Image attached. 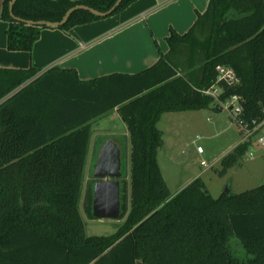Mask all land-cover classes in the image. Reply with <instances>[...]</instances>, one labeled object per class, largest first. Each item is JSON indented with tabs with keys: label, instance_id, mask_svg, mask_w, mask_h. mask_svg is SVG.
<instances>
[{
	"label": "trees",
	"instance_id": "trees-1",
	"mask_svg": "<svg viewBox=\"0 0 264 264\" xmlns=\"http://www.w3.org/2000/svg\"><path fill=\"white\" fill-rule=\"evenodd\" d=\"M10 1L1 13L7 47L31 51L43 27L13 17ZM115 1L17 0L13 12L59 21L74 5L105 11ZM133 1L123 0L112 14ZM100 18L78 10L60 28ZM167 42L168 51L136 73L82 79L72 67L41 74L34 66L0 67V264H264V184L214 197L197 177L172 194L158 164L157 125L164 111L204 108L233 95L241 98L237 118L264 117V0H209L188 30H172ZM217 65L232 68L239 84L218 81ZM213 85L219 94L202 91ZM114 110L130 135L131 178L121 180L119 217L126 220L115 235L92 236L80 201L93 123ZM249 146L241 142L224 155L219 173ZM95 181L86 191L91 218Z\"/></svg>",
	"mask_w": 264,
	"mask_h": 264
},
{
	"label": "crops",
	"instance_id": "crops-1",
	"mask_svg": "<svg viewBox=\"0 0 264 264\" xmlns=\"http://www.w3.org/2000/svg\"><path fill=\"white\" fill-rule=\"evenodd\" d=\"M207 2L209 0H135L117 13L69 30L43 27L33 49L27 51L8 49V21L1 17L4 0H0V67L34 66L40 70L39 74L53 66L72 67L82 79L114 72L136 73L156 63L160 52L169 49L167 37L171 31L186 32L198 12L206 10ZM109 115L120 114L114 110ZM124 134L126 141H130L127 125ZM100 136L93 129L88 156L96 155L102 147ZM242 138L234 148L243 142Z\"/></svg>",
	"mask_w": 264,
	"mask_h": 264
},
{
	"label": "rangeland",
	"instance_id": "rangeland-1",
	"mask_svg": "<svg viewBox=\"0 0 264 264\" xmlns=\"http://www.w3.org/2000/svg\"><path fill=\"white\" fill-rule=\"evenodd\" d=\"M234 112L235 108L231 110L228 102L219 103L217 99L204 108L162 112L157 123L163 136L162 146L158 150V164L172 194L179 192L197 177L204 180L214 197L220 196L227 188L234 193H241L264 184V146L257 142L251 144L227 172L219 173L222 157L233 151L235 143L242 138L241 128L233 119ZM93 127L95 134L104 135L100 136L102 145L105 140L113 138L122 146L121 180H127L130 184L131 146L124 136L126 124L122 117L105 116ZM199 146L203 152L198 150ZM250 152L254 155H250ZM98 154L99 151L94 156L92 153L88 156L80 208L88 235L112 236L119 232L126 217L91 218L86 210V191L95 179L94 166ZM128 187L129 202L130 185ZM232 249L241 258L246 255L237 240L232 242Z\"/></svg>",
	"mask_w": 264,
	"mask_h": 264
},
{
	"label": "water",
	"instance_id": "water-1",
	"mask_svg": "<svg viewBox=\"0 0 264 264\" xmlns=\"http://www.w3.org/2000/svg\"><path fill=\"white\" fill-rule=\"evenodd\" d=\"M17 0H11L9 4L10 13L19 21L30 25L42 27H60L67 22L69 17L78 10H86L94 15L106 17L112 14L123 0H116L115 3L105 11L98 10L87 4H77L70 7L63 18L59 21L33 20L18 17L13 12V6ZM221 109V107H220ZM93 197V215L97 218H119L122 211L121 201V178L122 172V148L113 138L107 139L99 150L98 159L95 163ZM230 188L226 192H231Z\"/></svg>",
	"mask_w": 264,
	"mask_h": 264
},
{
	"label": "built area",
	"instance_id": "built-area-1",
	"mask_svg": "<svg viewBox=\"0 0 264 264\" xmlns=\"http://www.w3.org/2000/svg\"><path fill=\"white\" fill-rule=\"evenodd\" d=\"M220 66H222L225 69L230 68L224 65H220ZM220 75L221 73L218 71V76ZM237 80H239V78L235 73V71L232 69V76L226 79L225 81L232 84V83H236ZM217 89L219 90L218 92L216 91ZM202 91L206 94L217 95L219 94L220 89L218 87L215 88L210 87V88H204L202 89ZM229 100L230 98L226 102H229ZM229 107H232L233 109L235 108V112L233 113V116L235 117L236 122L241 128L243 142L245 141L250 142V145L253 144L254 142H257L264 146V117L261 119L254 118L252 121H247L244 119L237 118V115L242 110L239 100L237 101V103L231 104ZM198 150L200 152H203V148L201 146L198 147ZM250 155H254V153L250 152ZM202 163L205 164L206 161L203 160Z\"/></svg>",
	"mask_w": 264,
	"mask_h": 264
},
{
	"label": "clouds",
	"instance_id": "clouds-1",
	"mask_svg": "<svg viewBox=\"0 0 264 264\" xmlns=\"http://www.w3.org/2000/svg\"><path fill=\"white\" fill-rule=\"evenodd\" d=\"M217 70L221 73V75L217 77L218 81L219 80H226V79H228L229 77L232 76V69L231 68L225 69L222 66L217 65ZM236 84H239L238 80L236 81ZM213 88H215V85H213ZM216 91L218 92L219 90L217 89ZM240 99L241 98L239 96L233 95V96L230 97L228 105L230 106L231 104H235Z\"/></svg>",
	"mask_w": 264,
	"mask_h": 264
}]
</instances>
